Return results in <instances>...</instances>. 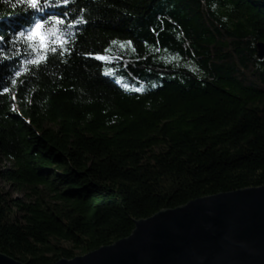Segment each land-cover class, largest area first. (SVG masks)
I'll return each instance as SVG.
<instances>
[{"label":"trees","instance_id":"1","mask_svg":"<svg viewBox=\"0 0 264 264\" xmlns=\"http://www.w3.org/2000/svg\"><path fill=\"white\" fill-rule=\"evenodd\" d=\"M37 5L0 0V181L23 195L0 184V253L72 260L264 186V0Z\"/></svg>","mask_w":264,"mask_h":264},{"label":"water","instance_id":"2","mask_svg":"<svg viewBox=\"0 0 264 264\" xmlns=\"http://www.w3.org/2000/svg\"><path fill=\"white\" fill-rule=\"evenodd\" d=\"M0 264L24 263L0 253ZM56 264H264V186L161 211L129 237Z\"/></svg>","mask_w":264,"mask_h":264},{"label":"rangeland","instance_id":"3","mask_svg":"<svg viewBox=\"0 0 264 264\" xmlns=\"http://www.w3.org/2000/svg\"><path fill=\"white\" fill-rule=\"evenodd\" d=\"M124 81L125 80L123 78H118V82L119 83L120 82H124ZM131 87H133V86H131ZM135 89L137 91H145L146 87L144 85L143 86H137V88H135ZM10 166H11V164L0 156V171H3L4 169H6V168H8ZM0 184H1L2 190L8 195V197L10 199H17V198L22 199L23 198V195L13 191V188L11 187V185L9 183H6V182L1 180Z\"/></svg>","mask_w":264,"mask_h":264},{"label":"snow or ice","instance_id":"4","mask_svg":"<svg viewBox=\"0 0 264 264\" xmlns=\"http://www.w3.org/2000/svg\"><path fill=\"white\" fill-rule=\"evenodd\" d=\"M29 4L31 7L36 8L37 5V0H28ZM42 26L37 25V30H39ZM31 39V37H30ZM52 51H55V48L52 49ZM100 59H103V57H99ZM46 59V55H41L37 59L30 61L32 64H39L42 60Z\"/></svg>","mask_w":264,"mask_h":264}]
</instances>
